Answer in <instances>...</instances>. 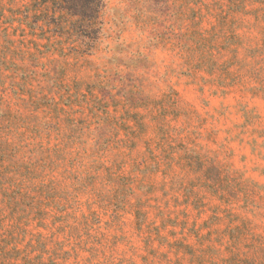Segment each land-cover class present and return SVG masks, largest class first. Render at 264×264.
<instances>
[{"label":"rangeland","instance_id":"1","mask_svg":"<svg viewBox=\"0 0 264 264\" xmlns=\"http://www.w3.org/2000/svg\"><path fill=\"white\" fill-rule=\"evenodd\" d=\"M101 1L0 0V264H264V0Z\"/></svg>","mask_w":264,"mask_h":264},{"label":"trees","instance_id":"2","mask_svg":"<svg viewBox=\"0 0 264 264\" xmlns=\"http://www.w3.org/2000/svg\"><path fill=\"white\" fill-rule=\"evenodd\" d=\"M61 4L68 5L65 7L71 10H75V15L85 16L86 18H89V21L92 23V25L96 23L99 17V13L103 7L101 0H61ZM91 28H93V26ZM95 33L96 30H93L92 34L94 35ZM95 38L96 36L94 35L93 39L95 40ZM88 45L90 47L93 46L92 43Z\"/></svg>","mask_w":264,"mask_h":264}]
</instances>
